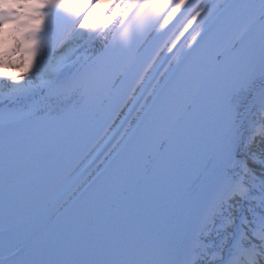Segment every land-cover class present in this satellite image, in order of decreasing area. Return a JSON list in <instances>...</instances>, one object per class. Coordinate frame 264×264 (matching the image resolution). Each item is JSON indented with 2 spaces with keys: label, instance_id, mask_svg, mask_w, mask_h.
Listing matches in <instances>:
<instances>
[{
  "label": "snow or ice",
  "instance_id": "obj_1",
  "mask_svg": "<svg viewBox=\"0 0 264 264\" xmlns=\"http://www.w3.org/2000/svg\"><path fill=\"white\" fill-rule=\"evenodd\" d=\"M97 2L5 49L0 264H264V0Z\"/></svg>",
  "mask_w": 264,
  "mask_h": 264
},
{
  "label": "clouds",
  "instance_id": "obj_2",
  "mask_svg": "<svg viewBox=\"0 0 264 264\" xmlns=\"http://www.w3.org/2000/svg\"><path fill=\"white\" fill-rule=\"evenodd\" d=\"M34 3H26L21 10L23 15L18 16L16 25L13 23H6L3 27H0V33H3L4 44L0 47V73H7L12 75H25L31 66L32 55L29 49L32 47V43L25 42L21 44L20 52L13 54L11 56L4 55L5 49L8 44V40L11 35L19 36L20 33L27 31L28 29L38 28L42 23L39 17L28 19V13L36 7ZM17 4L13 3L12 0H0V12L8 13L11 15V10L16 9ZM104 9L101 4V0L95 4V6L88 12L85 17V24L91 26L100 25L103 16ZM25 21L23 27H17L20 21Z\"/></svg>",
  "mask_w": 264,
  "mask_h": 264
},
{
  "label": "bare ground",
  "instance_id": "obj_3",
  "mask_svg": "<svg viewBox=\"0 0 264 264\" xmlns=\"http://www.w3.org/2000/svg\"><path fill=\"white\" fill-rule=\"evenodd\" d=\"M199 2H200V0H198L196 3H199ZM109 3H110V0H101L102 7H103L104 12H105L106 14H110V13H107V12H106V10H107V8H108V6H109ZM101 19H103V17H101Z\"/></svg>",
  "mask_w": 264,
  "mask_h": 264
},
{
  "label": "rangeland",
  "instance_id": "obj_4",
  "mask_svg": "<svg viewBox=\"0 0 264 264\" xmlns=\"http://www.w3.org/2000/svg\"><path fill=\"white\" fill-rule=\"evenodd\" d=\"M26 3H32V0H27V2ZM26 3H24V4H26ZM23 3H22V5H24ZM10 39H11V37L9 38V40H8V44H9V41H10ZM13 40H11V42H12ZM4 36L1 38V41H0V46H3V44H4ZM13 54H15V52H12L10 55H8V56H11V55H13ZM4 55H5V52H4Z\"/></svg>",
  "mask_w": 264,
  "mask_h": 264
}]
</instances>
